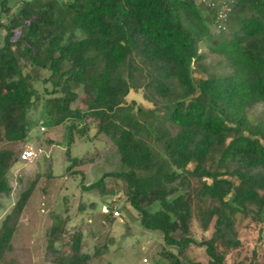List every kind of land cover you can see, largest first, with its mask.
<instances>
[{"label": "trees", "instance_id": "trees-1", "mask_svg": "<svg viewBox=\"0 0 264 264\" xmlns=\"http://www.w3.org/2000/svg\"><path fill=\"white\" fill-rule=\"evenodd\" d=\"M10 1L0 0V141H23L35 110L46 126L70 120V140L94 122L124 168L82 188L107 175L124 181L140 225L161 232L167 264H202L186 256L191 244L208 264H228L218 243L239 245L235 214L264 224V0H228L217 33L218 8L196 0H16L15 11ZM199 44L222 58L223 72L202 64ZM193 64L206 74L195 78ZM42 73L49 84L40 89ZM77 87L84 109L71 106ZM69 159L67 170L79 161ZM13 161L0 147L1 194ZM33 187L0 223V264ZM195 219L202 231L213 221L209 237L194 235ZM63 222L54 215L47 247L60 264H92L81 235L54 248Z\"/></svg>", "mask_w": 264, "mask_h": 264}, {"label": "rangeland", "instance_id": "rangeland-1", "mask_svg": "<svg viewBox=\"0 0 264 264\" xmlns=\"http://www.w3.org/2000/svg\"><path fill=\"white\" fill-rule=\"evenodd\" d=\"M196 1L201 6L218 8L219 24L211 26L212 32L217 33L219 27H224V12L228 8V0ZM9 4L15 11L17 1L11 0ZM198 49L206 52L202 64L206 65L208 70H225L219 55L210 52L203 44H199ZM192 73L195 78L206 74L201 67L194 64ZM34 77L40 89L49 84L44 80L45 73L36 74ZM74 90L77 97L71 106L84 109L86 91L80 87ZM130 97L145 102L138 93H131ZM261 110V106H257L252 113L256 116ZM33 117L37 118L38 123L32 125L23 141H0V147L11 149L14 156V161L7 171L11 190L9 194L0 193V223L5 214L12 210L19 194L34 181L33 190L18 217L16 230L11 238L12 247L5 253L4 263L64 262V256L47 247L48 229L57 214L64 222L63 233L54 243V248L58 249L67 239L81 235L83 251L91 254L92 264H167L166 260L159 256L163 246L161 232L145 229L140 225L136 211L126 200L124 181L107 175L102 185L90 190L82 188V183L95 182L105 172L124 168L112 141L104 134H97L92 121L83 135L74 130L70 140V120L46 126L41 123L42 118L38 110L33 111ZM28 146L41 148V155L32 162L20 161L18 153ZM69 156L77 157L79 161L67 170L71 162ZM156 207L157 204L152 205L153 209ZM114 208L118 210V216L112 215ZM105 209L111 210V221L104 218L103 214L107 212ZM192 228L197 238H207L213 231V221L202 231L195 219ZM234 229L239 239L237 247L218 243V247L225 252L226 262L261 264L264 261V224L250 215L237 212L234 216ZM186 256L193 261L208 264L204 247L191 244L186 250ZM155 259H160L161 263L154 262Z\"/></svg>", "mask_w": 264, "mask_h": 264}, {"label": "built area", "instance_id": "built-area-1", "mask_svg": "<svg viewBox=\"0 0 264 264\" xmlns=\"http://www.w3.org/2000/svg\"><path fill=\"white\" fill-rule=\"evenodd\" d=\"M42 153V149L41 148H34L32 146H28L24 149H22L19 153V159L20 161H24V162H32L33 160H36ZM105 211H108L105 209ZM119 212L117 209H113L112 210V215L114 216H118ZM148 264H152V263H148Z\"/></svg>", "mask_w": 264, "mask_h": 264}]
</instances>
